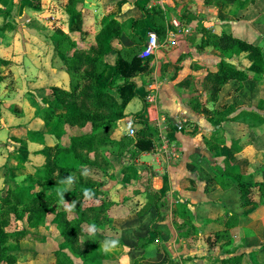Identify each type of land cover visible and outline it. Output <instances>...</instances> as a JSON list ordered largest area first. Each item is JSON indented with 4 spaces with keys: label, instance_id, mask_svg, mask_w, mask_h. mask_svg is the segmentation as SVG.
Returning a JSON list of instances; mask_svg holds the SVG:
<instances>
[{
    "label": "crops",
    "instance_id": "crops-1",
    "mask_svg": "<svg viewBox=\"0 0 264 264\" xmlns=\"http://www.w3.org/2000/svg\"><path fill=\"white\" fill-rule=\"evenodd\" d=\"M96 4L93 9L97 11L98 23L94 27H86L85 9H77L81 12V20L79 28L74 31L69 30L68 15L64 24H57L61 26L57 29L73 40L76 49L95 45V37L105 16L113 17L122 26L120 44H113L115 49H119L120 45L133 46L136 35L141 36L142 46L149 33H154L158 41V48L146 60L148 70L133 79L138 96L127 105L124 119L113 132L114 138L118 135L133 138L129 129L136 127L133 121L138 119L156 130L155 144L159 142V132H162L177 151V158L171 160L152 151L137 157L135 165L119 169L120 174L128 169L130 179H115L105 189L109 193H105L104 197L110 195V201L124 206L116 209L121 217L114 226L117 235H100L97 240L99 262L206 264L210 255L204 238L213 227H219L218 219L226 215L238 217L240 224L229 229L234 238L242 229L243 221L248 220V217L242 218L246 209L238 201V184L232 179H225L223 171L228 167L243 171L246 166L244 160L250 164L248 171L256 172L251 180L258 179L259 175L258 168H253L257 161L250 152L251 146L234 152L227 139L232 138V131L239 136L244 134L242 122L223 123L215 128L212 117L203 113V107L212 110L202 90L203 80L208 73L217 70L222 58L212 47H200L203 39L201 31L206 29L215 35L231 34L251 42L264 38V0H253L243 10L222 7L217 0H209L208 3L206 0H114L105 10ZM134 21L143 23L133 28ZM172 21H177L179 27H175ZM154 29H160L162 34ZM47 32L41 35L22 29L13 37H0V59L9 63V66L0 68L5 77L0 82L1 137L7 135L12 139L25 124L24 129L43 134L46 142L47 126L34 112L39 107L38 103L46 99L49 88L68 90L70 81L64 60L55 51L52 41L54 31ZM115 57V53L105 57L108 71L102 84L113 73ZM230 62L250 77L257 73L242 56ZM248 82L251 83L249 93L244 91ZM242 84L240 88L236 81L228 82L212 107L233 106L236 112L232 116L238 115L264 89V73L259 82L248 80ZM148 85L157 89L154 104H147L144 100ZM7 107L12 108L9 110ZM4 108L7 109L5 113ZM140 113L141 117L136 118ZM159 119L165 120L162 127ZM19 120H27V123H19ZM41 148L40 144L27 142L28 164L31 167L41 165L42 156L37 154ZM146 157L149 159L146 160ZM119 182L127 187L116 196L117 188L114 189V186ZM147 203L149 209L141 212ZM127 208L132 212H126ZM252 219L256 221L258 216L254 215ZM113 241L115 246L106 248ZM243 249V243L237 244L235 254ZM219 260L225 261L222 257Z\"/></svg>",
    "mask_w": 264,
    "mask_h": 264
},
{
    "label": "trees",
    "instance_id": "trees-1",
    "mask_svg": "<svg viewBox=\"0 0 264 264\" xmlns=\"http://www.w3.org/2000/svg\"><path fill=\"white\" fill-rule=\"evenodd\" d=\"M81 1H67L66 11L69 16L70 32L79 28L81 12L76 7ZM217 1L222 7L243 10L253 0ZM208 2L209 0H206V3ZM140 9L145 11L143 7ZM7 16L8 14H5V18ZM140 22L143 23L134 21L132 27L136 28ZM7 30L11 28L5 19L0 32L4 33ZM154 30L162 34L160 29ZM201 32L203 39L200 47L210 46L222 58L217 65V70L208 73L202 83L208 105H214L218 101V94L230 81H236L241 88L245 81L259 82L261 80L264 73V57L261 49L231 34L223 33L218 36L206 29H202ZM121 34L122 26L113 17L105 16L101 21V29L95 37V45L78 50L67 34L59 29L54 31L52 41L55 43L56 53L63 58L65 70L70 76L69 88L68 90L49 88L46 96L47 107L39 115L47 126L50 136L56 140L54 146H45L43 134L28 132L30 141L44 146L39 152L44 157V165L25 179V184L29 185L14 188L6 186L0 193V264L16 262V253L20 249L19 243L25 238L43 241L42 237L30 233L26 228L12 232L6 231L5 228L9 226L11 216L16 221H24L29 228H36L45 223L47 215L53 212V207L61 202L62 198L72 202V210L76 213V217L69 219L65 211H54L51 222L62 237L60 251L55 253L57 264H74L65 250L82 259V264H100L96 244L85 243L84 252H80L77 245L80 238L85 236V226H91L97 230L107 224L108 214L114 203L101 201L97 205H84L83 202L97 201L102 195L101 185L84 175L85 171L89 167L106 171L111 156L124 155L128 150H132V154L137 158L151 153L155 147L156 130L138 119L133 121L134 126L137 127L133 138L122 136L119 141L111 138L118 123L124 119L127 105L138 96L133 79L148 70V61L139 59L143 48L141 36L136 35L137 40L133 46L120 45L119 49H115L113 44L114 42L120 44ZM111 53L116 54L113 73L102 84L108 71L105 57ZM239 56H244L257 73L250 77L244 70L230 62ZM7 66L9 63L0 59V68ZM3 80L4 76L0 70V82ZM261 104L264 102H260ZM202 110L207 117H216L215 128L223 123L235 121H243L248 128L261 126L255 122L256 114L253 112H241L231 116L236 112L233 106H228L223 111L209 110L207 107H203ZM137 117H141V113L136 115ZM66 125L80 129L90 125L91 129L89 133L69 137L64 144L61 140L65 134L64 126ZM90 155L93 159H90ZM223 177L232 179L238 184V201L244 209H252L259 204L251 198L254 187L259 193V200L264 201V181L255 183L250 176L238 172L237 167L234 170L230 167L226 168L223 171ZM42 183H45L46 187L36 192L35 187ZM50 189L52 193L48 195L47 192ZM218 220L225 230L232 229L239 223L238 217L233 215H226ZM141 241L146 242V240Z\"/></svg>",
    "mask_w": 264,
    "mask_h": 264
},
{
    "label": "rangeland",
    "instance_id": "rangeland-1",
    "mask_svg": "<svg viewBox=\"0 0 264 264\" xmlns=\"http://www.w3.org/2000/svg\"><path fill=\"white\" fill-rule=\"evenodd\" d=\"M67 1L68 0H0V27L5 23L6 19L11 28V30H7L4 33L0 32V37H13L15 36V34L22 31V29H26L30 32H37L41 35H43L42 33L44 31H48L49 33L55 31V29L61 27H58L57 24L61 25L64 24L65 21H67ZM86 1L84 2V0H82L80 3H78L76 8L81 10L85 9L83 15L84 17H86V20H88L86 22V27L89 28L94 27V25H97L98 23L96 22L97 11L96 9H93L96 8L94 7L95 3H97L96 5L99 6L101 10H105V8H107L110 4H112V2H114V0ZM5 14H8L7 18H5ZM246 41L251 43L253 46L261 49L262 55L264 57V38L259 37L257 40H254V42L248 40ZM242 58H244V56H242ZM244 88H246V90L244 89V91L249 93L251 83L248 82L246 84V87L244 86ZM263 98L264 89L261 90L259 97L257 99H254L252 103H250V101L248 104H246L248 105V108H244L242 111L244 113L253 112L254 114H256L254 118L255 122L259 123L261 126L248 128L242 121L244 134L239 136L238 134H236V131H232V138H227L229 139V144L233 145L234 152L240 151L241 147H243L244 150L251 146L249 148L252 149L250 150V152L251 154H253L254 159L257 161L256 166H253V168H258L256 171H258L259 175L258 179L253 180L255 183L264 181V104L260 105V102H264V100H261ZM38 105L39 107H36L34 113L38 118H40L39 115L41 114L42 110L47 107V100L45 99L42 103H38ZM212 106L213 105L211 104L208 105V107L212 108V110L218 111H223L227 107V105H225L224 107L223 105H220L219 108L215 109ZM7 108L11 110L12 107ZM6 111L7 109L4 108V113ZM232 115L233 114H231V116ZM212 120L213 123H215L216 117H213ZM18 122L27 123V120H19ZM24 125L22 126L23 128L19 130L20 132L18 134L12 136L13 140L11 139V136H0V193L6 186L14 188L23 185H29L27 183L25 184V179L28 176L33 175L35 171L38 168H41L45 163L44 157L41 155V158L43 160L40 166L31 167L30 164H28L29 153L27 149V142H29L30 140L28 139L29 131L27 129H24ZM90 129V125H87L83 129L77 127H69L66 125L64 126L65 134L62 137L61 142L65 144L69 137L80 135L83 133H89ZM136 129L137 127H132L131 129H129V132L130 130H133L134 132ZM46 133H48V136H46L45 146H54L56 140L52 136H50L48 131ZM121 137L122 136L118 135L114 138L113 134L111 135V138L115 139L116 141H119ZM236 137L241 138L235 139ZM253 140L254 144H251ZM41 146L42 150L44 146ZM39 152H37V154H39ZM89 157L90 159H93L92 155H90ZM136 159L137 158L135 157V155L132 154V150H128L124 155L111 156L109 166H107L106 169L104 167L106 171H103L99 168L89 167L87 171H85L84 175H87V177L93 180V182L101 185L102 195L99 197V199H97V201L91 200L83 202L84 205H97L103 200L110 201V195H108V198H106V195L104 197L105 193H109L106 192L107 190L105 189H108V187L110 186L109 184H111L112 181H116L115 179H130L128 178L130 177L128 169L123 170L121 174L119 173V169L122 167H127L128 165H135ZM148 159L149 158L146 157V160ZM243 162L246 163V166L244 167L243 171L237 168L238 172L243 175L250 176V179H252L256 172H249L248 165L250 164L244 160ZM138 177L140 178L143 176ZM44 186L46 187L45 183L36 186L35 191H42V189L45 188ZM122 186V182H119V185L114 186V189H118H116V196H118L120 191H123L127 187L126 184H124L123 187ZM51 191L52 189H50L47 194L49 195L50 193H52ZM251 198L253 201H256L257 204H259L252 209L250 208L244 210L242 218L248 217V220L245 219L243 221L242 229L240 228V230L238 231L237 238H234V233H232V231L225 230L222 225H219V227L215 226L216 228L213 227L210 230L211 232L209 231L210 234H207L208 236L204 238L207 244L208 255H210V257L207 258L206 264H216V262H220V257L229 261H223L219 264H264V201L262 202L261 200H259V193L257 191V188L255 187L252 188ZM113 205L114 206H112L108 214L109 220L107 224H104L97 230H94L91 226L84 227L85 236H82L80 238L79 244L77 245V249L80 252L85 251V243L96 244L100 235H111L110 237L117 235L115 234L116 228L114 226L118 223L116 221L121 220V217L119 216V213L116 212V209H120V206L124 205ZM72 208V202L68 200L66 201L64 198H62L61 202L56 203L55 207H53V212L47 215L45 223L43 225H39L36 228H29L24 221H16L11 216L10 224L7 228H5L6 231L12 232L26 228L30 233L37 234L43 239V241H39L31 238H25L23 241H21L19 243L20 249L18 253H16L17 260L13 264H57L55 253L60 251L62 237L58 234L57 229L51 221L54 217V211H65L68 214L69 219L76 217V213L73 212ZM148 209L149 204L147 203L141 209V212H145ZM129 211L132 212L131 209L127 208L126 212ZM251 215H257L258 219L256 221L253 220L254 218L252 219ZM239 243H243L244 249L235 254L237 244ZM65 252L70 255L74 264H82V259L73 256L67 250H65ZM229 256H231L232 258Z\"/></svg>",
    "mask_w": 264,
    "mask_h": 264
},
{
    "label": "built area",
    "instance_id": "built-area-1",
    "mask_svg": "<svg viewBox=\"0 0 264 264\" xmlns=\"http://www.w3.org/2000/svg\"><path fill=\"white\" fill-rule=\"evenodd\" d=\"M172 23L175 27H179V24L177 23V21H172ZM157 48H158L157 36L154 33H149L147 41L145 42L143 49L139 54V59L143 61L148 60L154 54ZM156 91L157 89L154 88L153 86L151 85L147 86L146 94L144 96V100L147 104H154L155 97H156ZM158 122H159V125L162 127V125L165 123V120L159 119ZM129 135L130 136L134 135L133 130H130ZM158 141L159 142L155 144V147L153 149L154 153L161 154L163 158L169 159V160L177 158V151L175 150L174 145H171L168 143L166 138L163 136L162 132H159Z\"/></svg>",
    "mask_w": 264,
    "mask_h": 264
},
{
    "label": "clouds",
    "instance_id": "clouds-1",
    "mask_svg": "<svg viewBox=\"0 0 264 264\" xmlns=\"http://www.w3.org/2000/svg\"><path fill=\"white\" fill-rule=\"evenodd\" d=\"M114 246H115V242L113 241V242H111L110 245H106V248H108V247H114Z\"/></svg>",
    "mask_w": 264,
    "mask_h": 264
}]
</instances>
